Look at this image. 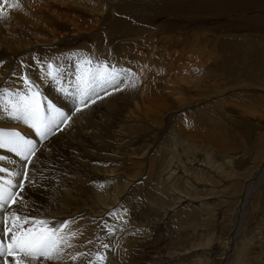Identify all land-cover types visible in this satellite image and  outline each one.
<instances>
[{"label": "rangeland", "instance_id": "374dc122", "mask_svg": "<svg viewBox=\"0 0 264 264\" xmlns=\"http://www.w3.org/2000/svg\"><path fill=\"white\" fill-rule=\"evenodd\" d=\"M14 1L7 0L4 3L0 0V7L3 8L0 13V45L4 48L13 44L38 50L39 47H34L36 42L69 36V26H50L46 23L48 19L45 16L35 15L31 5L35 0H28L33 8L26 7L23 0ZM36 1L42 6L49 5L45 0ZM63 1L69 2L67 4H74L73 1L83 4L86 2ZM108 1L116 2L117 14L123 20L121 24L114 17L123 25L119 41L126 46L121 51L124 49L136 56V50L130 47H135L139 42L136 29L142 27L143 23L149 24H145V27L143 24L145 30L147 27L155 32L159 30V38L179 37L190 29L186 27V20L182 17L186 8L198 7L199 11L207 0ZM97 2L91 5L95 7L100 3ZM232 4L241 6L244 11L232 7L236 12L229 16L232 24L230 46L225 48L218 38H214L221 29L219 24L224 20L210 21L206 15L199 13L200 18L205 17L208 22H202L203 31L197 39L201 45L193 50L194 52L199 48L201 51L186 53L180 59H167L165 64H156L155 73L152 71L149 75L139 67L120 62L117 57L121 51L117 55L112 49L93 53L82 48L90 44L83 28L77 29L80 34L76 41L64 45L67 49L62 51L63 47L58 46V55L67 52L68 58H53L58 63L56 65L62 68L61 83L65 89L72 86L68 95L62 93L50 79L43 86L37 84L34 76L29 73L41 71V62L45 66L52 63L48 59L39 60L35 56L27 62L19 57L13 62L10 58L0 65V70H6L9 68L7 65L14 63L20 65L21 69L15 71L20 74L17 79H20L23 87L19 91L4 89L5 91L16 93L25 90L20 77L26 76L44 101L58 106L52 99L59 100L58 109L64 116L68 115L67 122L43 141L37 139L31 128L29 130L34 138H30L22 131L28 126L19 124L23 128L18 129L20 134L37 146L36 155L32 157L34 163L28 166V180L24 181L25 198L35 202L30 203L32 209L27 216L39 218L42 211H46L47 215H54L43 219L55 221L62 218L57 215L58 212L71 214L66 220L69 224L63 228L62 235L65 237V232L73 229L75 240L76 235L84 237L86 243L83 245L76 240L79 243L77 247H82L83 252L94 259V264H264V175L260 177L262 183H258L255 191H252L248 204L239 212L248 183L263 167L264 89L250 85L224 88L223 82L231 79L222 76L227 69V51L234 55L233 65L237 69L243 68L246 62L249 64L252 60L264 65V37L252 35L249 25H246L250 23L256 30H264V11L247 7L239 1ZM169 7H172V11H168L169 15L163 13ZM226 8L228 7L224 9ZM175 18L180 19V22ZM171 21L173 27H166ZM209 21L212 22L211 27ZM150 23H154L151 26L155 29L151 28ZM89 24L92 25L93 21L88 22ZM233 27L238 29L239 34ZM261 34L264 35V32ZM145 36L146 34L143 39ZM219 36L223 37L222 34ZM204 38H209L213 43L206 44ZM203 42L206 45L203 46ZM168 45L164 44L165 47ZM150 46L164 48L151 42ZM104 47H107V42ZM86 59H92L93 66L102 62L116 67L118 71L126 70L128 82H120L119 90L108 88L107 94L100 91L101 98L96 99L95 103L89 101L87 107L76 111L79 100L74 95L77 78L74 60L85 66L82 62ZM9 62L11 63L8 64ZM173 64L174 67L169 69ZM69 72H74L76 78L68 79L65 75ZM252 75L256 80L264 81V69ZM185 82H199L203 88L216 82L221 84L220 90L210 98L204 99L195 94L193 104L186 107L185 111H180L175 108L174 102L182 96L180 93V96H176L178 85H186ZM192 84L189 85L190 89ZM148 90L156 93L163 102L165 100L169 105L172 104L159 120L146 114L153 109L149 105L153 103V93L148 96L147 101L145 98ZM210 101L219 106V115L214 111L210 113L212 124L196 122L187 125L184 122L185 118L181 115L185 116L188 111L197 112ZM72 119L74 125L69 123ZM15 122L23 123L13 120L4 112L0 129L14 131L16 129H8L6 125H13ZM67 126L69 127L66 128ZM0 155L6 158L0 162V166L19 168L20 161L12 153L0 150ZM97 195L105 196V205L99 202ZM63 202L65 203L62 204ZM56 203L61 207H65L66 203L68 205L66 204L64 211L57 212L55 208H59ZM116 203L115 208L119 207V213L112 214L113 209L106 210ZM111 204L112 207H109ZM70 206L76 208L65 211ZM104 230L109 231L105 233ZM85 232L87 236L83 234ZM104 234H107V253L102 256L97 251ZM230 239L233 246L231 249ZM60 257L61 255L56 260H48L45 264H64Z\"/></svg>", "mask_w": 264, "mask_h": 264}, {"label": "bare ground", "instance_id": "6f19581e", "mask_svg": "<svg viewBox=\"0 0 264 264\" xmlns=\"http://www.w3.org/2000/svg\"><path fill=\"white\" fill-rule=\"evenodd\" d=\"M92 1L93 0H86V2L84 4L83 3H79L78 1H73L74 4H67L69 2H65L63 0H45V2H47L49 5L42 6L36 0L34 1V4H31V2H28V0H23V2L26 5V7H29L30 6L29 4H31L34 7L33 8V7L30 6L31 8H33L35 10V15H37L39 17L45 16L48 19L46 21V23H48L50 26H56V24L61 25V26H69L70 27V34H69L68 37L59 36V38L58 37L47 38L46 42L45 41H39V42L34 43L35 44L34 47L36 46V47L40 48L38 50H35V49L31 50L30 48L28 49V47H26V46H18V45H13V44H9L8 48H4L2 45H0V65L5 63V62H7V60L10 59V58H12V59H10V61L12 60L14 62V60L17 59V58L19 59V57H22L24 59V61L30 62L32 57H35V56L39 60L40 59H44V60L48 59V60L52 61V63L58 64L56 62V60L53 59L54 57L68 58V56H69L67 52H63V53H61V56H59L58 55V53H59L58 52V50H59L58 46H62L63 47L62 51H63L65 49H67L66 46H64V45H69L72 42L76 41L77 38H78V34H80L78 32V30H77L78 28H83L86 31V32H84L85 33V37L90 42V44H88L86 46H82V48H84L86 50H90L93 53H95V51H97L98 53H102V52H105L106 49L107 50H111L112 49L114 51V53H116V54L119 53V51H121V48H123V46H126V45L121 44V42L119 41V33L123 29V25H121L123 23V20L117 14L118 11L116 10V2L115 1L111 2V1H108V0H95V2H92ZM96 1H98L100 3L97 2L98 4L95 5V7L92 6L91 4H96ZM235 1H239L240 3H242L243 5H245L247 7H252V8H256V9H260V10L264 11V0H207L206 4L202 5L200 7L199 11H198V7L193 8V9L192 8H186L185 14L182 17H183V20L184 19L186 20V27H189L190 29H189V31L187 33H184V35L181 34V35H179V37H176V36H170V37H166L165 36L164 37L163 36V38H161L162 37L161 36L159 38V36H160V33L158 32L159 30L157 32H155L154 30H148L149 29L148 27L145 30L144 29L145 24L146 25H149V24L143 23L144 27H143V24H142V27L136 29V37L139 38V42L136 43L135 47L133 45H131V47H130L131 49L136 50V56H134L131 53L126 52V50L123 49V51L120 52V54L117 57V59L120 62L125 63V64H127V65H129L131 67H135V68L139 67L142 72L144 71L148 75H149V72H152V71H154L153 73H155L156 70H155L154 66L156 64H165V61H167V59H171V58L180 59L181 56L186 54V53H194L195 54V53H198L199 51H201V49L198 48L199 50L197 49L196 51L193 52V50H195L198 47V45H201V43L197 39H199V37H200V35H201L202 31H203L202 22L207 24L208 23L207 22L208 19H210V21H212V20H220V22L224 20V22H221L219 24V26L221 27V29L219 30L220 32L218 31L217 34L214 36V38L216 40L218 38L219 41L221 42V44L226 48V47L230 46V37H231L230 29L232 27V24H231V22L229 20V16L236 12V10H234L232 8L234 6V4H232V3L235 2ZM8 2H15V1L14 0H8ZM41 2H42V0H41ZM225 7H228V8L224 9ZM175 8H176V6H175ZM168 11L171 12L172 11V7H169L168 10L163 12V13L169 15ZM199 13H201L204 16L206 15L207 16V20H205L206 19L205 17L204 18L203 17L200 18V14ZM120 15H121V13H120ZM114 17L117 18L120 21L121 24H119L114 19ZM176 20L178 22H180L179 21L180 19H176ZM90 21H93L92 25H90V24L88 25V22H90ZM210 21H209V23H211L210 24V27H211L212 26V22H210ZM181 22H182V20H181ZM152 24H154V23H150V26ZM103 25H105V27H103ZM172 25H173V23L171 21L166 27H168V28L169 27H173ZM246 25H249L248 28H249V31H250V33L252 35H254V36L258 37V38L264 37V35L261 34L262 32H264V30H256V29H254V26L252 24H250V23L249 24L246 23ZM29 28H30V26H29ZM151 28H152V26H151ZM233 28L236 30V33L239 34L238 29L236 27H233ZM33 32H36V31L34 30ZM145 34H146V36L143 39V35H145ZM220 34H222L223 37H220L219 36ZM35 36H37V35H35ZM157 38H159V39H157ZM183 38H185V39L183 40ZM156 39H157V41H156ZM36 40H37V38H36ZM180 40H182V41H180ZM149 41L151 43H153V44H156V43L160 44L162 47L164 46V44H167V45L169 44L170 46L168 45V47H165L166 46L165 45L164 48H158V46H150V42ZM203 41L206 44L207 43L208 44L209 43H213L209 38L207 40L204 38ZM105 42H107V47H104V43ZM204 42L202 43V45L204 44ZM142 44H143V46H142ZM206 44H204V45H206ZM67 47H69V46H67ZM165 48H169V49H165ZM173 50H175V51H173ZM109 56H110V54H109ZM111 57H112V55H111ZM124 58H126L125 61H124ZM74 59H76V58H74ZM168 61H170V60H168ZM225 61L227 63V69L225 70L224 75H222V76L224 78H228L229 77L231 79V81L223 82L224 88H233L235 86L250 85V86H259V87H262L264 89V81L263 80H256L255 78H253L254 76L252 75V73H260V72H262L263 69H264V65H262L261 63H258V62L254 63V61H257V60H252L249 64H248V62H246L245 65L243 66V68L237 69L233 65L234 55L231 53V51H227V53L225 54ZM74 62H75L76 69H77V60H74ZM10 63L11 62H9L8 64H10ZM174 64L172 65V67L170 66L169 69L173 68ZM11 65L12 64H10V66L7 65V67H9V68L6 69V70H0V90L3 88V90L4 89H17L19 91L20 88L23 87L22 82L20 81V79H17V74H16L17 70L15 71V69L21 70L20 69V65H17L15 63L12 66ZM44 65H45V63H44ZM72 65L74 67V64H72ZM151 67H153L154 69L151 68ZM29 73L34 76L33 78L36 80L37 84L39 83V84H41L43 86V84L46 83L47 78L44 77L43 68H42L41 71H32V72H29ZM74 75H75L74 72H69L65 76H67L68 79H72V78L75 79L76 77ZM217 76L221 77V75H218V74H217ZM170 77H171V75H170ZM151 78H152V76H151ZM152 79H151V81H152ZM154 79H155V77H154ZM185 83H186V85L185 84L184 85H180V84L178 85L176 96L177 95L180 96V94H182V96H180V97L177 96L178 98L175 99V102H174L175 108H177L180 111L184 110L186 107H190V105L193 104L192 101H194L193 96L195 94L197 96H199V97L204 98V99L210 98V97H212V94H214V93H216V92H218L220 90V84H221L219 82H216L213 85H211L210 87L203 88V86L199 82H196V83H193V84L192 83H187V82H185ZM190 84H192V89H190L191 87H189ZM23 91H21V92H23ZM53 91H55V90H53ZM148 91H149V93L146 92L147 94H146L145 98H146V101H147L148 96H151L152 93H153V103L149 104L150 108H153V109H151V111H148V109H145L146 107L144 109H145V111L146 110L148 111V112H146V114L148 116H150L154 120H159V118L163 115V113L168 111L167 107H171L172 104L169 105L168 103H166L165 100L163 102L161 99L158 98V95L156 93L152 92L151 90H148ZM52 101L54 103H56L59 106V109H60L59 100H53L52 99ZM43 102H44V106H47V104H49L48 102L44 101V99H43ZM145 104L147 105L148 103L145 102ZM58 106H54V107L60 112V110L58 109ZM211 111H214V112H216L219 115V106H218V104L214 103L213 101L211 103H208V105H203L202 108L199 111L194 112V113H190L188 111V112H185V116L181 115V117L185 118L184 122H186L187 125H190L189 123L192 124V123H196V122L200 123V124H203V125H206L208 123L212 124L213 120H211L212 117L210 116ZM2 113H4V112L0 111V121H2ZM67 116L68 115H66V117ZM5 121H6V119H5ZM73 122H74L73 119H72V121L70 120L69 121L70 125L73 124ZM92 123L94 124V122H92ZM2 124H0V126ZM19 124L25 125L23 123H16L15 122V124H13V125L7 124L6 128H8V129L14 128V129H16V130H14L15 132H19L20 133L21 131H19L18 129H21L22 127L19 126ZM87 124H86V126H87ZM77 125H79V123ZM69 126H67L66 128H68ZM83 126H84V124H83ZM81 127H82V124H81ZM190 128H192V127H190ZM29 129H30L29 127L28 128H24L22 131H24V133H26L30 138L33 139L34 136L32 134V131L29 130ZM84 130H86V129H84ZM34 133H35V131H34ZM35 135H36V133H35ZM202 135H204V134H201V136ZM36 137H37V139L40 140V138L37 135H36ZM202 137L205 138V136H202ZM33 163H34V161H33ZM0 167H2V166H0ZM6 167H8V165ZM263 173H264V161H263V167L261 168V170H259L254 175V178L252 180H250V182L247 185L248 188L246 189V192L244 194L243 201H242V206L240 207L239 212L241 210H243L245 208V206L248 204V200L251 198L252 191H255L254 189L257 187L258 183H262L260 181L261 180L260 177H261V175H264ZM48 175H49V172H48ZM49 177H50V175H49ZM20 179H22V177H20ZM113 182H114V180H113ZM39 183H41V182H39ZM116 185L114 186V190H115ZM41 186H43V185H41ZM41 186H40V188H41ZM108 189L110 190V188H108ZM263 189H264V187H263ZM17 191H19V189H17ZM25 194L26 193H24V190H23V192H20V196L17 197V201L18 202L16 204H13L11 206V208H6L5 211L6 212L16 211V212H18L21 215H24V214L25 215H29L30 214V210L32 209L31 208L32 207L31 204H34L35 202L32 201L33 199L25 198ZM20 197H22V199H20ZM104 198H105L104 195H97V199L99 200V202L102 205H105V199ZM112 198H113V196H112ZM108 200H109V198H108ZM69 202H71V201H69ZM40 203H42V202L40 201ZM64 203L65 202H63L62 204H64ZM66 204H65V207H66ZM78 204H79V202H78ZM126 204L129 206L128 202ZM35 205H36V207H38L37 204H35ZM70 205H72V204L70 203ZM73 205H74V203H73ZM116 205H117V203L112 207V204H111L109 207H112V208H108V209L106 208V210H112L113 209L112 214L119 213V212H117L119 207H118V209L115 208ZM54 206L53 207L51 206V207L54 208ZM57 207L59 208V209L55 208L57 210V212L59 210L61 211V210H63L65 208V207L58 206V204H57ZM70 208L72 209L73 207L70 206L69 210L66 209L65 211H71ZM75 208L76 207H74L73 209H75ZM35 209H37V208H35ZM56 210H54V211H56ZM41 211H42V209H41ZM45 212L46 211H42V213L40 215H39V212H38L36 215L37 216L39 215L42 218H45V216H46V218H51V215H54V214L47 215ZM50 212H52V211H50ZM75 212L76 211H74V213ZM64 213L65 212H63V213L61 212V214H62L61 215L58 212L57 215L62 216V218H60L58 220H55V221H51V222H63L61 220H65L66 221L67 218L71 214L66 212L67 214H69V215H66V213L65 214ZM121 215H123V214H121ZM36 218H38V217H36ZM115 218H117V217H115ZM68 224H67V226H68ZM70 228H72V227H70ZM108 231L104 230L105 233H107ZM72 232H73V229L65 232V237L63 236V242H62V245H61V250H60L57 258L61 255L62 258L60 257V259L64 261V264H89V261H93L94 259L92 257L90 258L89 256H87L83 252L82 247H80V246L77 247V245H79V243L80 244L83 243V245L86 243L85 238L82 237L81 235H76V240L79 242V243H77V241L75 240L74 235L72 234ZM86 232L83 233V234L87 236L88 234H86ZM125 237H127V236H125ZM122 239H121V241H123ZM231 239L229 241V248L230 249L233 247L231 245ZM106 240H107V234L102 235V237H101V245L99 246V249L97 251V253L99 255L105 256L106 253H107V247H105ZM127 242H128V239H127ZM216 249H218V248H216ZM121 250L123 251L124 249H121ZM124 252L126 253L125 250L123 251V253ZM212 256H214V255L212 254ZM57 258H55V260ZM9 259H11V258H9ZM119 262H121V260ZM93 264H94V261H93Z\"/></svg>", "mask_w": 264, "mask_h": 264}, {"label": "snow or ice", "instance_id": "6c2138e0", "mask_svg": "<svg viewBox=\"0 0 264 264\" xmlns=\"http://www.w3.org/2000/svg\"><path fill=\"white\" fill-rule=\"evenodd\" d=\"M7 3V0H3ZM3 8L0 7V13ZM77 64V78L74 95L79 100L76 111L87 107L89 101L95 103L100 91L107 94L108 88L118 89L120 82H128L126 70L97 62L93 66L91 59ZM44 77L58 85V89L68 95L72 86L65 89L61 83L62 68L54 63L41 62ZM19 76L20 74L17 73ZM23 80V92L0 90V111L9 117L33 129L41 141L55 132L68 117L59 112L51 103L44 106L43 97L26 76ZM0 150L12 153L20 161L19 168L0 167V264H45L57 258L63 242L62 230L69 223L51 222L43 218L21 215L16 211L6 212L16 204L17 197L25 188L28 180V166L33 163L37 146L32 140L25 139L19 132L0 129ZM0 155V162L5 161ZM23 177V179H20ZM19 189V191H17ZM22 199V197H20ZM107 247V245H105ZM11 258V259H9ZM103 259V257H101ZM93 264V261H89Z\"/></svg>", "mask_w": 264, "mask_h": 264}, {"label": "crops", "instance_id": "0c3cea01", "mask_svg": "<svg viewBox=\"0 0 264 264\" xmlns=\"http://www.w3.org/2000/svg\"><path fill=\"white\" fill-rule=\"evenodd\" d=\"M234 7H236L238 10H240V11H244V9L241 7V6H239V5H235L234 4Z\"/></svg>", "mask_w": 264, "mask_h": 264}]
</instances>
